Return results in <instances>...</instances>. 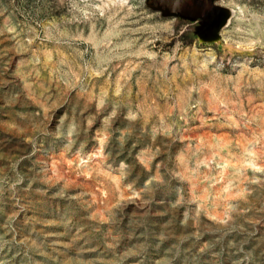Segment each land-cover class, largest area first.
Listing matches in <instances>:
<instances>
[{
    "label": "rangeland",
    "instance_id": "1",
    "mask_svg": "<svg viewBox=\"0 0 264 264\" xmlns=\"http://www.w3.org/2000/svg\"><path fill=\"white\" fill-rule=\"evenodd\" d=\"M150 1L0 0V264H264V0Z\"/></svg>",
    "mask_w": 264,
    "mask_h": 264
},
{
    "label": "bare ground",
    "instance_id": "2",
    "mask_svg": "<svg viewBox=\"0 0 264 264\" xmlns=\"http://www.w3.org/2000/svg\"><path fill=\"white\" fill-rule=\"evenodd\" d=\"M150 3L165 15L176 13L191 20L199 18L198 36L202 40L216 39L219 26L229 14L228 9L211 0H151Z\"/></svg>",
    "mask_w": 264,
    "mask_h": 264
},
{
    "label": "water",
    "instance_id": "3",
    "mask_svg": "<svg viewBox=\"0 0 264 264\" xmlns=\"http://www.w3.org/2000/svg\"><path fill=\"white\" fill-rule=\"evenodd\" d=\"M189 20H191V19H189Z\"/></svg>",
    "mask_w": 264,
    "mask_h": 264
}]
</instances>
